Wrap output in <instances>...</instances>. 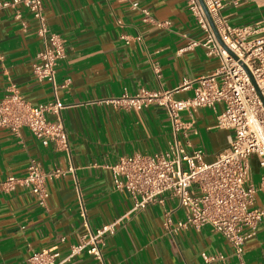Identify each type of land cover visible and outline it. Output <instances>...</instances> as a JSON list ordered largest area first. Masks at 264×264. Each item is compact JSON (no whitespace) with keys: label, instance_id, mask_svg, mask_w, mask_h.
I'll use <instances>...</instances> for the list:
<instances>
[{"label":"crops","instance_id":"1","mask_svg":"<svg viewBox=\"0 0 264 264\" xmlns=\"http://www.w3.org/2000/svg\"><path fill=\"white\" fill-rule=\"evenodd\" d=\"M1 1V0H0ZM150 12V19L127 0H45L44 14L52 31L66 43L67 56L57 67L58 89L66 104L63 117L70 150L48 146L28 129L20 135L0 128V181L7 175L23 176L32 158L45 170L56 167L75 172L47 182L46 205L19 186L13 192L0 188V264H29L33 251L57 248L65 259L71 246L89 228L95 230L128 214L135 200L114 188L109 165L135 153L154 154L174 141L165 109L155 105L126 110L108 99L141 89L173 91L175 98L194 94L195 79L216 70L221 60L207 54L202 43L207 33L188 7V0H135ZM17 9L21 17H16ZM222 14L232 25L257 24L264 29V0H225ZM38 20L24 5L0 12V100L13 87L34 105L55 98L53 84L33 72L43 48ZM192 81L189 87L184 81ZM224 103L200 107L188 136L180 135L189 152L202 149L206 162H214L229 148L233 132L217 127ZM255 175L251 180L255 183ZM145 209L129 213L113 235L106 237V264H204L202 253L222 254L213 264H240L228 239L211 226H166L186 218L188 208L164 196ZM255 206H264V190ZM86 212L84 216L82 213ZM86 221L89 223L87 226ZM64 238V240H63ZM246 264H264V220L244 246ZM65 264H99L87 253Z\"/></svg>","mask_w":264,"mask_h":264},{"label":"built area","instance_id":"2","mask_svg":"<svg viewBox=\"0 0 264 264\" xmlns=\"http://www.w3.org/2000/svg\"><path fill=\"white\" fill-rule=\"evenodd\" d=\"M45 0H1L0 12L17 8L20 4L30 10L38 20V35L43 48L37 53L33 64L35 77L53 84L55 98L38 105L26 101L16 87L0 100V128L20 135L28 128L43 145L54 143L61 150H70L69 135L63 110L66 104L58 95L60 87L68 81L57 83V67L66 58V43L62 36L50 28L44 14ZM135 9L140 8L145 20L150 12L135 0H127ZM215 28L217 38L200 0H188L189 10L206 31V40L193 41L190 45L202 44L207 54L217 56L220 66L210 74L195 79L194 94L187 98H175L173 91H150L141 89L137 94L124 93L119 98L106 100L126 110H140L151 105L165 109L174 135L168 150L154 154L135 153L120 157L109 165L113 173L114 188L129 192L135 200L128 212L145 209L156 201L164 203L165 197L175 198L179 205L188 208L186 218L173 221L166 214V226L201 228L211 226L223 235L234 247L240 264L244 246L264 220V206H255L256 195L264 190V29L257 24L232 25L222 14L225 0H203ZM16 17H21L17 9ZM192 81L185 80L189 87ZM224 103V110L217 115V127L233 132L230 146L221 152L214 162L204 160L202 149L189 152L180 135L188 136L193 120L186 121L183 112L193 119L200 107L216 110L217 103ZM256 155L262 174L255 183L251 180V158ZM68 172L56 167L45 170L32 158L23 176L7 175L0 181V188L13 192L19 186L29 190L40 205H46L49 192L47 182ZM84 216L86 212L82 213ZM125 214L95 230L89 228L78 243L71 246L69 255L61 258L57 248L33 251L29 264H65L71 258L87 253L99 264H106L104 246L106 237L116 233ZM87 226H89L86 221ZM64 240V238H63ZM204 264H213L225 257L222 254L202 253Z\"/></svg>","mask_w":264,"mask_h":264},{"label":"rangeland","instance_id":"3","mask_svg":"<svg viewBox=\"0 0 264 264\" xmlns=\"http://www.w3.org/2000/svg\"><path fill=\"white\" fill-rule=\"evenodd\" d=\"M251 166L253 169V174L255 175L254 176L255 180L257 182L258 179H260L263 170L260 167L259 160H258V157L256 155H253L251 158Z\"/></svg>","mask_w":264,"mask_h":264},{"label":"water","instance_id":"4","mask_svg":"<svg viewBox=\"0 0 264 264\" xmlns=\"http://www.w3.org/2000/svg\"><path fill=\"white\" fill-rule=\"evenodd\" d=\"M200 2H201L202 6H203V8H204V10H205V12H206V14H207L208 20H209V22H210V24H211V26H212V28H213V30H214V32H215L217 38H218V39L220 40V42H221L220 36H219V34H218V32H217V30H216V28H215V25H214V23H213V20H212L210 14L208 13V11H207V9H206V7H205V5H204L203 0H200Z\"/></svg>","mask_w":264,"mask_h":264}]
</instances>
